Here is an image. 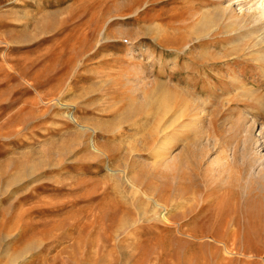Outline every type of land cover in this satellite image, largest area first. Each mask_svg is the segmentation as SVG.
Here are the masks:
<instances>
[{
	"label": "rangeland",
	"instance_id": "obj_1",
	"mask_svg": "<svg viewBox=\"0 0 264 264\" xmlns=\"http://www.w3.org/2000/svg\"><path fill=\"white\" fill-rule=\"evenodd\" d=\"M129 1L0 0V264L18 255V264L264 263V226L246 228V195L206 200V183L231 186L214 175L220 169L215 161L224 156L241 168L248 163L235 190L251 178L264 180V127L251 125L256 137L247 144L242 140L250 122L241 124L242 138L223 123L242 109H256L258 99L264 102V67L260 71L242 56L231 61L227 82V64L191 71L192 53L176 44L177 37L190 39L211 8L213 38L229 39L224 31L230 24L245 47L253 40L250 29L264 17L244 28L236 20L263 15L264 0ZM225 8L230 13L221 16ZM211 48L218 52L222 46ZM200 52L196 48L193 55ZM177 54L183 57L175 64ZM153 80L210 99L196 138L159 161L146 147L158 132H142L149 122L141 90L139 115L129 122L119 126L132 116L119 114L129 100L112 107L115 96L150 89ZM206 82L214 86L211 96L204 94ZM256 112L264 123V106ZM135 120L139 125H131ZM181 155L175 171L173 158ZM183 175L200 181L189 187L188 199L176 192L189 183ZM186 228L195 231L190 235Z\"/></svg>",
	"mask_w": 264,
	"mask_h": 264
},
{
	"label": "bare ground",
	"instance_id": "obj_2",
	"mask_svg": "<svg viewBox=\"0 0 264 264\" xmlns=\"http://www.w3.org/2000/svg\"><path fill=\"white\" fill-rule=\"evenodd\" d=\"M130 1H132V0H130ZM126 2H125V4H126ZM130 6H131V4H130ZM130 6H128V7H130ZM124 8L126 9L127 7H124ZM209 9H210V13H209V11H205V13L202 14L200 19L196 23V25L194 23V25H195L193 27L194 30L189 29L190 31L192 30V32L194 31V33H192L193 35L190 37V39L188 41L186 40L183 42V41H181L180 37L176 38V44L177 45L188 47V50H190L188 52L192 53L191 58H193L195 60V62H194V65L191 67V69H192L191 71L196 70L199 73L200 70H202L203 68H205V70H208L207 67H210L212 65L215 66L216 68L220 69L221 67L216 66L217 63H220L221 66L224 64H227V66H228L227 70L231 71L227 74V82H230L232 79V69H233L231 61L235 62L236 59H238L242 56H247L248 57L247 60L252 62L258 70L263 71L262 68L264 67V52L259 54V52H260L259 50H260V48L264 47V23L259 24L258 22L261 21V19H263L264 14L261 16L260 15L256 16V14L254 15L252 13L253 15H250V17L248 16L249 20H244V21H242L241 18H237L236 22H238V23L242 22L243 28L246 24L258 23V25L251 28L249 31L250 34L255 35V36L252 35L253 40H251V43H249V45L242 47V40H243V38L241 37L242 34L235 33V30L232 29L235 27H231L230 24L227 27V30L224 31V33H226L228 35L231 34L229 39H219L217 41L216 38H213V35H215V30L213 29V26L215 23L213 24L214 20L211 17V15H212L211 14V8H209ZM215 11L217 12V8H215ZM120 12H122V11H120ZM135 13H136V11H135ZM227 13H230V10L228 8H225L222 10L221 16H223L224 14H227ZM189 14H191V13H189ZM247 21H248V23H247ZM109 22H110V20H109ZM190 23H192V22H190ZM182 25L183 24H181V26ZM253 26H254V24H253ZM104 27L105 26H103L101 28V30H103ZM185 27H190V26L188 25ZM236 27H240V26H236ZM177 28H179V27H177ZM218 33H220V32H218ZM188 34H190V33H188ZM185 36H186V34H185ZM103 37L105 38V36H103ZM217 43L221 44V46H222L221 51L209 52V51H211L210 50L211 46H215V45H217ZM196 48H201V52L199 54L198 53L196 54L198 56L193 55L194 54L193 50L195 51ZM213 48H215V47H213ZM182 57L183 56H181L180 54H177L175 59H174V63L175 64L179 63L182 60ZM206 74H208V72H204V76H206ZM190 78H192V75L190 76ZM211 78L212 77H209V80H211ZM116 79L117 78H115V80ZM121 80H123V78ZM178 80H180V79H178ZM123 81H121V82H123ZM115 83H117V81ZM129 84L131 85V83H129ZM147 84H151L150 89H147V88L146 89L145 88L144 89L143 88L130 89L129 92H125L126 95H124V93L121 91L122 92L121 94H123L124 96L123 95L122 96H119V95L115 96V99L113 100V106L112 107H117L119 105V102H121V100H123V99L129 100V102L127 103L128 106H127L126 110L125 109L122 110V112H120L119 114H120V117H122V115L123 116L125 115L124 112H129L132 116H131V118H129L127 120L122 119L121 122L119 123V126L122 125L125 121L129 122L134 117L139 115V114H137L138 109L136 110L135 103H136V101H138V96H139L138 93H140L139 91L141 90L142 96L144 98V103L142 105V109L144 111V115H146L147 121L149 122L148 124H144L142 132L145 133L144 134L145 136L147 134H151L153 132H158V136L156 137V139H154L150 144H146V147H147L149 154L152 157H154L156 160L159 161V160H164L167 157H169L172 154L173 150L176 149V146L178 144H183L184 142H186V140L188 138H192V137L196 138L197 128L199 127V124H201V122H202V113L206 112V107L209 106L208 104H210V99L208 100V98H206V99L201 100L198 97L197 98L193 97L191 90H186L183 94H181L180 92H178V90L171 89L172 87H169V88L165 87L163 82H159V80H157V81L153 80L152 82H147ZM205 85H207V88L204 89V94L206 96H209L211 94L209 92V90L211 88H213L214 86L212 85L211 82H208ZM120 87L121 86H119V88ZM115 88H117V87H115ZM119 88H117V89H119ZM218 90H220V89H218ZM258 100H259V102H258V105L256 106V109L262 110L263 106H264L262 104L263 100L262 99H258ZM256 109L253 108V106H251L249 109H247V108L242 109L236 114H231L229 116V118H227V121L223 122L224 125L227 127L228 131L234 130L235 136H237V138H239V137L242 138V136L244 135L243 132L241 131L242 128H240L241 124L244 122H247V123L250 122L251 123L250 127H248L249 129H247V133L245 132L246 135H244L245 140H242V141H245L247 144L250 143L252 140H254V137H256V136H254V133H252V128L254 126H257L256 125L257 123L258 124L260 123L262 125V128L264 127V123L260 121V115L261 114H259V113L257 114ZM129 113H126V114L128 115ZM263 120L264 119H262V121ZM76 122H78V121H76ZM132 123L133 124H131V125L137 126V125H139L138 124L139 120H135ZM251 125H254V126H252V128H251ZM80 127L83 130L92 129L91 127L83 126V125H80ZM92 130L96 131L95 129H92ZM140 141H142V139ZM184 151L185 152H182V153H184L183 155L186 158L191 157L192 151H190L186 148H184ZM104 155H106V154H104ZM196 155L198 156V154H196ZM181 157L183 158L182 155L180 157H174L173 158L172 164H173V169L175 171L177 170V166H178V164L176 163L177 158L181 159ZM223 160H224V162H222ZM252 160H254V159H252ZM215 162L217 163V165L218 164L220 165V169L218 170L217 173H215V174L213 173V174L216 175L218 179H220V182H224L226 180L227 184L229 183V185H231V186L230 187L223 186L222 185L223 183L220 184L219 186H214V185L212 186V182L206 183L207 184L206 187L208 189V193H207L208 198L206 199L207 204L212 202L215 195H217V196L221 195L224 197L228 196L229 198H233V196H235L236 194L240 195L241 193H243L246 195L245 200H247L248 206L250 207L249 211H248V219H246L248 221V226H246V228L248 229V231H249V229H250V231L255 230V227H256V229H258L259 224H260L261 229H262L264 226V180H263V176H260L258 179H252L251 178V179L245 181L246 185L241 186L240 190H235L236 189L235 186L237 184L236 182H238L239 179L244 177V173L246 175V172L243 173V171L246 169L248 163L246 161H244L243 167L241 168V167H238L235 163L230 162L227 156H224L220 159H217ZM191 163H193V161H191ZM254 163H256V162H254ZM250 165H251V162L249 161V166ZM169 166H172V165H169ZM193 166L194 165H192V167ZM109 170L113 174L119 173V170H115V169H111V168H109ZM193 171L197 172L196 170H193ZM193 175L196 177L199 176V175H195V174H193ZM193 175L181 176V177H184L183 179H185V178L189 179V183H185L184 185H181V187H179L176 191L177 194L180 193L181 191L186 193V194L182 195V199H188L189 198L187 196L188 193L191 194V192H188L189 187H191L193 185L196 186L197 185L196 183L200 182V181L195 182V180H198V179L194 180L195 177L193 178L192 177ZM260 175H262V174H260ZM174 176H175V179L178 178L177 175H174ZM212 177H214V176H212ZM215 181H217V179ZM128 183L132 188H135L139 191H142V193L148 199L153 200V197L146 195L145 194L146 192H144L138 185L134 184L133 182H131L129 180H128ZM196 196L197 195H195V197ZM197 198L198 197H196V199ZM256 203L258 205H255ZM155 204H157L156 206H162L158 203H155ZM200 208L202 210H204V208H207V206L205 205V206H202ZM199 216L200 215H198V217ZM239 220H240V214H239ZM182 228H183V225L180 224L178 226V229H180V232H182V230H181ZM232 230H233L232 234L234 236L235 235L237 236L238 235V229L236 227H233ZM187 231H188V234L192 235V233H194L195 229L186 228L185 232H187ZM248 231H247V233H248ZM225 246H227V245H225ZM16 255H18V254H16ZM21 255H23V254H21ZM18 256H20V255H18ZM18 256L12 257L10 263L11 264H14L15 262L17 263ZM260 256L264 259V253ZM20 257H22V256H20ZM262 264H264V263H262Z\"/></svg>",
	"mask_w": 264,
	"mask_h": 264
}]
</instances>
